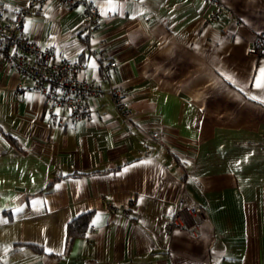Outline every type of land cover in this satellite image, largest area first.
<instances>
[{"label":"crops","instance_id":"crops-1","mask_svg":"<svg viewBox=\"0 0 264 264\" xmlns=\"http://www.w3.org/2000/svg\"><path fill=\"white\" fill-rule=\"evenodd\" d=\"M91 1L94 39L83 5L61 0L34 9L25 34L84 62L88 79L101 78L92 51L106 49L137 113L124 118L103 80L101 117L51 125L33 79L0 62V262L264 264V57L248 51L264 0L221 11L211 0ZM182 196L204 210L197 230L167 226ZM89 210L86 234L69 241L68 222Z\"/></svg>","mask_w":264,"mask_h":264},{"label":"built area","instance_id":"built-area-1","mask_svg":"<svg viewBox=\"0 0 264 264\" xmlns=\"http://www.w3.org/2000/svg\"><path fill=\"white\" fill-rule=\"evenodd\" d=\"M211 1L219 5L218 11L225 7L223 0ZM45 2L46 0H31L27 8L19 9L12 15L0 10V62L33 79L32 88L42 93L46 99L51 125L65 127L82 119L101 117L102 112L95 102L105 93L103 80L111 82L109 94L121 115L126 119L134 118L137 112L129 106L123 86L112 83L117 61L109 57L106 49L100 47L92 51L91 54L99 61L101 78L88 79L79 75L85 68L84 62L60 57L52 46L44 45L25 34V19L32 15L34 9H42ZM61 3L67 7L83 5V36L88 40L94 39L101 18L100 6L91 0H61ZM225 9L228 10L227 7ZM105 43L102 41L103 46ZM248 51L264 57V30L257 33ZM160 136V130L149 132V137L153 139ZM204 218L203 208L182 196L177 201L174 215L167 226L169 229L179 226L197 230Z\"/></svg>","mask_w":264,"mask_h":264},{"label":"trees","instance_id":"trees-1","mask_svg":"<svg viewBox=\"0 0 264 264\" xmlns=\"http://www.w3.org/2000/svg\"><path fill=\"white\" fill-rule=\"evenodd\" d=\"M4 213H8L4 211ZM93 216V211L89 210L84 212L74 218H72L67 225V235L69 237V241L77 237L84 236L86 234L87 228L90 225L91 219ZM34 248L36 250L42 251L43 248L40 246L35 245Z\"/></svg>","mask_w":264,"mask_h":264},{"label":"snow or ice","instance_id":"snow-or-ice-1","mask_svg":"<svg viewBox=\"0 0 264 264\" xmlns=\"http://www.w3.org/2000/svg\"><path fill=\"white\" fill-rule=\"evenodd\" d=\"M261 72L264 73V69H261ZM257 86H261V85L258 83Z\"/></svg>","mask_w":264,"mask_h":264}]
</instances>
